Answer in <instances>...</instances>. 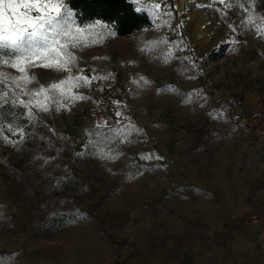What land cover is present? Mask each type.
I'll list each match as a JSON object with an SVG mask.
<instances>
[{"label":"rangeland","instance_id":"obj_1","mask_svg":"<svg viewBox=\"0 0 264 264\" xmlns=\"http://www.w3.org/2000/svg\"><path fill=\"white\" fill-rule=\"evenodd\" d=\"M130 1L149 27L74 13L90 46L69 49L71 73L5 80L0 264H264L243 226L264 206V0ZM81 70L67 95L84 99L12 103Z\"/></svg>","mask_w":264,"mask_h":264},{"label":"snow or ice","instance_id":"obj_2","mask_svg":"<svg viewBox=\"0 0 264 264\" xmlns=\"http://www.w3.org/2000/svg\"><path fill=\"white\" fill-rule=\"evenodd\" d=\"M218 2L226 3V0H218ZM240 6L243 7V4ZM154 7L159 8V3ZM261 21L257 30L264 35V18H261ZM246 22L254 23L251 17ZM82 34L84 29L76 24L73 10L63 4L62 0H0V64L21 73L19 76H9L8 73L0 72V96H5L9 88L5 83L6 79H11L17 87L21 82L25 85L32 83L35 77L29 70L33 67L71 73V66L75 63L76 57L69 49L78 48L82 43L85 47L90 46L80 39ZM82 72L83 70L76 76L69 75L66 79L47 87L41 86L30 94L21 89L24 95L30 96V99L14 100L12 103L47 111L50 103H54L57 109L61 107L59 102L48 95L49 92L60 91L65 98L84 99L83 96L75 94L67 95V86L80 87L81 82L90 83L91 78L83 75ZM144 82L148 83L146 80ZM5 103H7L6 99ZM117 115L119 116L120 113L117 112ZM4 127L0 124V133L4 131ZM8 130L13 131L10 126ZM0 139L9 142L7 136H0ZM107 139L106 135L105 140Z\"/></svg>","mask_w":264,"mask_h":264},{"label":"trees","instance_id":"obj_3","mask_svg":"<svg viewBox=\"0 0 264 264\" xmlns=\"http://www.w3.org/2000/svg\"><path fill=\"white\" fill-rule=\"evenodd\" d=\"M70 9L74 11L78 23L100 21L121 37L151 25L150 18L137 12L130 0H72Z\"/></svg>","mask_w":264,"mask_h":264},{"label":"built area","instance_id":"obj_4","mask_svg":"<svg viewBox=\"0 0 264 264\" xmlns=\"http://www.w3.org/2000/svg\"><path fill=\"white\" fill-rule=\"evenodd\" d=\"M243 226L248 229H258L259 243L264 255V206L261 212L249 214L243 220Z\"/></svg>","mask_w":264,"mask_h":264},{"label":"water","instance_id":"obj_5","mask_svg":"<svg viewBox=\"0 0 264 264\" xmlns=\"http://www.w3.org/2000/svg\"><path fill=\"white\" fill-rule=\"evenodd\" d=\"M150 142H152L151 140H149Z\"/></svg>","mask_w":264,"mask_h":264}]
</instances>
